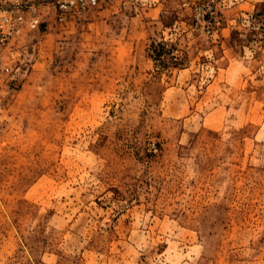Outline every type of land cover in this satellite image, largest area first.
Instances as JSON below:
<instances>
[{
  "label": "rangeland",
  "instance_id": "374dc122",
  "mask_svg": "<svg viewBox=\"0 0 264 264\" xmlns=\"http://www.w3.org/2000/svg\"><path fill=\"white\" fill-rule=\"evenodd\" d=\"M21 2L0 264H264V0Z\"/></svg>",
  "mask_w": 264,
  "mask_h": 264
},
{
  "label": "built area",
  "instance_id": "2783aa9c",
  "mask_svg": "<svg viewBox=\"0 0 264 264\" xmlns=\"http://www.w3.org/2000/svg\"><path fill=\"white\" fill-rule=\"evenodd\" d=\"M61 7L66 8L67 3ZM23 18L24 6L21 0H0V50L18 33Z\"/></svg>",
  "mask_w": 264,
  "mask_h": 264
},
{
  "label": "trees",
  "instance_id": "16d2710c",
  "mask_svg": "<svg viewBox=\"0 0 264 264\" xmlns=\"http://www.w3.org/2000/svg\"><path fill=\"white\" fill-rule=\"evenodd\" d=\"M160 48H157V46H155V48L152 50L153 54H151V56L154 58V60L158 59V57L161 58L163 53L165 54L167 53L164 50V46L160 45ZM175 63H178V62H175Z\"/></svg>",
  "mask_w": 264,
  "mask_h": 264
}]
</instances>
